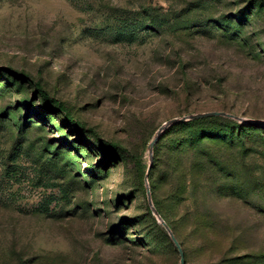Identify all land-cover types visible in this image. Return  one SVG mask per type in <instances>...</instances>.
<instances>
[{
  "label": "rangeland",
  "instance_id": "1",
  "mask_svg": "<svg viewBox=\"0 0 264 264\" xmlns=\"http://www.w3.org/2000/svg\"><path fill=\"white\" fill-rule=\"evenodd\" d=\"M207 111L264 123V0H0V264H179L147 188L186 264H264V131L207 122L185 204L181 131L147 150Z\"/></svg>",
  "mask_w": 264,
  "mask_h": 264
},
{
  "label": "trees",
  "instance_id": "2",
  "mask_svg": "<svg viewBox=\"0 0 264 264\" xmlns=\"http://www.w3.org/2000/svg\"><path fill=\"white\" fill-rule=\"evenodd\" d=\"M217 118L225 119L228 121L229 124L233 122L232 118H222L220 116H213L172 125L176 129L181 131L180 144L175 147L177 154L175 155V157L177 158V160L172 161L173 166H171L173 172L172 186L174 191V199L181 203L184 202L185 204L188 200L186 195H188V189L191 188V186L195 188H199L201 186L202 188H210V186L214 184L215 177L213 175V172L208 169L212 168L211 164L213 163V153H211V147L216 146L214 145L216 144L214 142H216L217 140L222 141V145L227 148H232L235 145L233 135H228L225 138L215 137V135L214 137H209L207 133H217L214 129H210L208 127L209 124L207 122ZM262 131H264V126L262 127L251 124H243L240 125L238 135H240L241 132L261 134ZM150 169L148 173V180ZM192 198L193 201H196L195 196ZM156 210L161 216V218L166 222L168 227L173 232L175 238L177 239V234L175 232L174 227L167 221V219H165V217L162 215L161 211L157 207ZM186 212L187 211L184 210V213ZM184 215L186 214H183V216ZM185 218L188 222L192 221L194 228L197 229H199V225H197L199 224V221L205 222L202 210H198L197 208H195L192 212H188V215H186L184 219ZM195 220L199 221L195 222ZM162 236L163 239H165V243L169 244L171 246V249L175 251V247L171 239L169 238V235L163 228Z\"/></svg>",
  "mask_w": 264,
  "mask_h": 264
},
{
  "label": "water",
  "instance_id": "3",
  "mask_svg": "<svg viewBox=\"0 0 264 264\" xmlns=\"http://www.w3.org/2000/svg\"><path fill=\"white\" fill-rule=\"evenodd\" d=\"M213 116H224L227 118H232V119H236L238 121H243L245 123L251 124V125H256V126H264L263 122L260 121H254V120H246L243 119L241 117H238L236 115H233L231 113H227V112H223V111H207V112H201V113H196V114H192L190 116H184L181 118H176V119H172L170 121H167L164 123V125H162L156 132L154 138L148 143L147 145V150L149 151V153H152V149L153 146L157 140V138L161 135V133L166 130L167 128H169L171 125L173 124H178V123H182L188 120H196V119H200V118H206V117H213ZM149 169L150 167H148L147 172L145 174L144 177V181L146 183H148V173H149ZM146 194H147V199H148V204L152 209V212L154 214V216L157 218V220L160 222V224L162 225V227L167 231L171 241L173 242L174 246L176 247L178 254H179V264H185V258H184V253L183 250L179 244V242L177 241V239L175 238L174 234L172 233L171 229L168 227V225L166 224V222L160 217L159 213L157 212V210L154 208L152 200L150 198V191L147 188L146 190Z\"/></svg>",
  "mask_w": 264,
  "mask_h": 264
}]
</instances>
